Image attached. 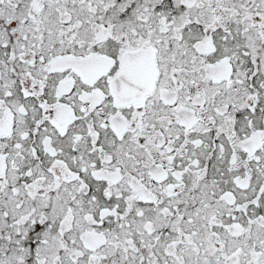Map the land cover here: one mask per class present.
Returning a JSON list of instances; mask_svg holds the SVG:
<instances>
[{"label":"snow or ice","instance_id":"1","mask_svg":"<svg viewBox=\"0 0 264 264\" xmlns=\"http://www.w3.org/2000/svg\"><path fill=\"white\" fill-rule=\"evenodd\" d=\"M0 264H264V0H0Z\"/></svg>","mask_w":264,"mask_h":264}]
</instances>
